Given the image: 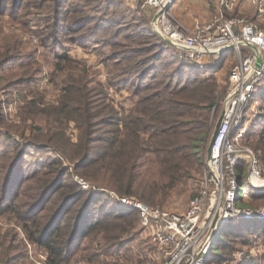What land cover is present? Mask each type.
<instances>
[{
  "label": "trees",
  "instance_id": "trees-1",
  "mask_svg": "<svg viewBox=\"0 0 264 264\" xmlns=\"http://www.w3.org/2000/svg\"><path fill=\"white\" fill-rule=\"evenodd\" d=\"M53 1L57 9L51 17L53 24H47V29L59 37L77 32L70 23L65 25L66 32L60 30V22L67 19L70 22L71 13L62 12L59 0H47ZM96 2L101 6L108 3V7L117 4V0ZM231 16L235 15H226ZM88 20L87 15L78 19ZM142 24L147 39L155 40V43L145 46L149 55L122 57L128 65L120 68V76L128 78L125 75L128 74L129 82L133 76L146 80L148 76L155 78L160 72H157L160 67L157 63L163 65L162 70L173 68L171 63L177 67L171 69V73L165 71L156 84L136 85L132 93L136 95L133 107L127 109L120 106L117 109L104 105L103 111H109L100 118L99 124L108 129L97 133V124L91 118L94 115L91 103L86 101L87 105L82 104L85 108L81 104L75 105L77 90L74 87L65 90L66 94L56 110L78 123L81 132L77 142L68 143L69 153L67 149L62 153L71 160L72 169L65 166L62 158H55L39 163L40 169L30 176L22 162L25 149L20 145H14L16 150L13 153L4 151V156L0 154L6 160L3 170H0L5 174L0 186V206L5 204L1 213H9L10 219L14 218L16 221L13 222L22 227L27 240L45 249V264H68L80 250L88 264H106L99 259L98 250L116 257L114 264H142L144 260L140 257L142 252L132 253L130 247L121 251L136 233L138 211L122 206L104 192L93 188L86 190L76 180L67 181L65 177L78 172L96 187L106 186L120 196H136L151 206H157L167 201L176 186L192 179L195 172L205 168L204 153L228 95V82L221 83L214 74L223 68L225 61L221 58L216 65L211 63L207 67L186 62L173 55L180 50L152 29L149 17ZM259 25L264 30V21ZM59 37L51 38L57 42ZM147 39L144 43H148ZM243 51L246 53L249 48L243 47ZM177 73H180L179 82L174 81ZM254 97L261 101L263 112L257 113V118L250 121L244 144L253 150L264 169V83L256 88ZM254 102L253 98L251 103ZM68 104H73L70 111L67 110ZM4 134L11 137L10 130ZM20 134L24 137L23 133ZM32 143L37 145L38 141L33 140ZM151 163L156 164L153 169L147 166ZM247 168V161H243L238 168L241 184L238 203L242 206H250L243 202L248 195L255 200H264V188L254 189L248 182ZM30 177L38 178L32 195L21 189L23 181ZM25 194L34 203L28 202L29 199L24 201L22 196ZM229 234L235 236V240L248 244L253 237H264V220H243L225 225L212 246L208 264H212L214 258L218 263L228 260L224 253H220L219 247ZM229 242L227 239L225 244L229 245ZM11 248L6 247L0 253V264L11 262L12 257L6 252ZM93 248L94 251H91Z\"/></svg>",
  "mask_w": 264,
  "mask_h": 264
},
{
  "label": "rangeland",
  "instance_id": "rangeland-1",
  "mask_svg": "<svg viewBox=\"0 0 264 264\" xmlns=\"http://www.w3.org/2000/svg\"><path fill=\"white\" fill-rule=\"evenodd\" d=\"M58 2L61 4L62 12L71 13L70 22L69 19L60 22V30L66 32L65 25L70 23L77 32L59 37L47 29V24H53L51 17L57 9L54 8V1H0V154L4 151L13 153L16 150L14 145H20L25 149L22 162L27 167V175L30 176L40 169L39 163L55 158H62L65 166L73 168L71 160L62 153L66 149L69 153L68 143L77 142L81 132L78 123L56 110L66 94L65 90L73 87L77 90L75 105L82 106L86 101L91 103L89 105L92 106L91 111L94 114L91 118L97 124L95 128L97 133L108 129L107 126L99 124L100 118L109 111V109L103 111L104 105L117 109L120 106L127 109L133 107L136 95L132 93L138 85L144 87L148 83L156 84L165 71L171 73V69L177 67L171 63L173 68L162 70L163 65L157 63L160 65L157 72H160L155 78L148 76L146 80H139L133 76L129 82L128 74H125L128 78L120 76L122 73L120 68L128 65L122 57L134 54H139V57L149 55L145 46L155 43V40L147 39L148 36L143 30L142 21L148 15L134 8L128 0H117V4L109 7L108 3L101 6L96 0ZM85 15L90 20L78 21ZM247 20L252 21L250 18ZM259 20L257 22L260 24L264 17ZM52 36L54 39L55 36L59 37L57 42L52 40ZM146 39L148 43H144ZM154 46L155 44L152 45ZM65 54L66 57H63ZM173 55L180 58L181 51L173 52ZM168 57L169 55L164 60ZM221 58L225 61L224 66L214 74L221 83L226 84L231 68L239 63L241 58L238 57L235 47L228 49ZM209 60L217 63V59ZM182 68L181 66L180 69ZM179 75L180 73H177V77H174L175 82L180 81ZM263 83L264 77L257 87ZM253 98L255 102L252 105L255 109L248 111L251 122L257 118V113L263 112L260 107L261 101L257 97ZM72 106L73 104H68L67 110L70 111ZM84 113L83 111V115ZM8 130L11 131V137L4 134ZM20 133H23L24 137ZM33 140L38 141L37 145L32 143ZM208 146L209 144L207 149ZM205 154L207 151L204 153L206 158ZM3 156H0V170H3L6 162ZM147 166L153 169L156 164L151 163ZM145 168L146 165L144 170ZM205 172L204 167L203 170L195 172L192 179L176 186L165 203L155 207L176 212L187 210L191 199L201 189ZM4 176L5 174L0 172V186ZM76 177H81L78 172L65 179L74 181ZM37 179L33 177L25 179L21 186L23 192L28 191L29 195H32L34 192L32 188L37 184ZM89 184L96 191L99 189L111 191L106 186L96 187L95 184ZM109 197L113 199L110 195ZM22 199L24 201L29 199L27 201L31 202L26 194ZM243 202L252 207H264V200H255L250 195ZM4 205L0 206V253L11 246L12 248L6 251L12 257L9 264H45L47 258L45 249L35 242L28 241L22 227L13 222L16 221L14 218L10 219L9 213L4 215L1 213ZM139 224L138 222L136 233L127 240L121 251H125V247H130L132 253L142 252L140 256L144 259L142 264H160L156 248L149 244L147 233ZM225 238L219 251L224 253L228 260L218 263L214 258L212 264H264L263 236L253 237L248 244L235 240V236L230 234ZM227 239L230 240L229 245L225 244ZM91 251H94V248ZM97 253L99 259L106 264H114L116 261V257L107 256L100 250ZM78 263L88 264L81 250L71 257L68 264Z\"/></svg>",
  "mask_w": 264,
  "mask_h": 264
},
{
  "label": "built area",
  "instance_id": "built-area-1",
  "mask_svg": "<svg viewBox=\"0 0 264 264\" xmlns=\"http://www.w3.org/2000/svg\"><path fill=\"white\" fill-rule=\"evenodd\" d=\"M222 13L213 21L198 23L186 31L173 17L170 9L174 0H128L136 9L150 17L156 28L181 48V59L199 67H207L209 59L224 55L229 46L237 49L240 62L228 77L225 115L214 138L211 154L206 155L205 176L199 192L184 212L169 211L151 206L135 197L107 192L122 206L138 211L139 225L147 233L160 257V264H208L212 246L225 225L243 220H264V207L242 206L238 203L240 180L238 168L248 162L247 180L254 189L264 188V169L251 148L244 144L249 130L248 111L255 90L264 77V30L257 21L264 17V0H248L254 7L257 20L241 16L226 17L238 0H219ZM243 47L249 51L244 53ZM258 48L262 64L256 68ZM76 181L84 189L93 188L82 177ZM81 264V263H78Z\"/></svg>",
  "mask_w": 264,
  "mask_h": 264
},
{
  "label": "crops",
  "instance_id": "crops-1",
  "mask_svg": "<svg viewBox=\"0 0 264 264\" xmlns=\"http://www.w3.org/2000/svg\"><path fill=\"white\" fill-rule=\"evenodd\" d=\"M171 9L174 19L186 31H192L198 23L206 24L211 22L222 13V6L219 0H174ZM225 14L241 16L246 19L250 18L253 21L257 20L254 7L248 0H238L234 10H224ZM221 56L216 57L217 63Z\"/></svg>",
  "mask_w": 264,
  "mask_h": 264
},
{
  "label": "water",
  "instance_id": "water-1",
  "mask_svg": "<svg viewBox=\"0 0 264 264\" xmlns=\"http://www.w3.org/2000/svg\"><path fill=\"white\" fill-rule=\"evenodd\" d=\"M154 31H155V32H156V33H157V34H158L163 40H165V41L168 42L169 44H171V45H173V46H175V47H177V48H181V46H180L179 44H177V43L173 42L172 40H170L168 37H166L163 33H161L160 31H158L156 28H154ZM232 47H234V46H233V45H232V46H229V47H227L225 50H228V49H230V48H232ZM256 50H257V53H258V61H257V63H256V68L259 69L260 66H261V64H262V58H261V55H260V52H259L258 48H256ZM224 115H225V102H224V105H223L222 113H221V115H220V117H219V119H218V121H217V124H216L215 130H214V134H213V136H212V139H211V141H210V143H209V146H208V149H207V154H208V156H210V154H211L212 144H213L214 138H215V136H216V134H217V132H218V130H219V127H220V125H221V122H222V120H223V118H224Z\"/></svg>",
  "mask_w": 264,
  "mask_h": 264
}]
</instances>
